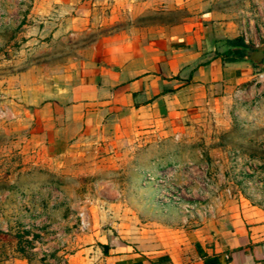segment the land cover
I'll return each instance as SVG.
<instances>
[{"label": "crops", "instance_id": "crops-1", "mask_svg": "<svg viewBox=\"0 0 264 264\" xmlns=\"http://www.w3.org/2000/svg\"><path fill=\"white\" fill-rule=\"evenodd\" d=\"M51 2L69 14L45 20L44 29L57 26L55 35L62 21L76 42L97 22L120 29L81 46L56 70L24 74L20 102L54 161L111 171L121 144L233 99L264 74V57L255 62L249 47L264 54V0ZM99 185L93 202L101 212L90 214V228L76 236L65 264H264V206L237 203L193 223L153 202L156 213L132 212L113 180Z\"/></svg>", "mask_w": 264, "mask_h": 264}, {"label": "rangeland", "instance_id": "rangeland-1", "mask_svg": "<svg viewBox=\"0 0 264 264\" xmlns=\"http://www.w3.org/2000/svg\"><path fill=\"white\" fill-rule=\"evenodd\" d=\"M58 11L51 0H0V264H64L90 214L101 212L93 200L107 178L142 214L156 213L153 202L199 223L237 203L264 206V96L213 101L148 129L119 146L108 172L47 156L36 118L20 102L24 74L56 70L81 46L120 30L97 22L76 42L65 21L62 34L43 28L69 15Z\"/></svg>", "mask_w": 264, "mask_h": 264}, {"label": "built area", "instance_id": "built-area-1", "mask_svg": "<svg viewBox=\"0 0 264 264\" xmlns=\"http://www.w3.org/2000/svg\"><path fill=\"white\" fill-rule=\"evenodd\" d=\"M263 93H264V74L261 73V74L256 76L255 81L252 85V88L241 89L235 95L234 99H236L240 102H244V101L251 100L252 98H250V97H252L254 95H257L259 98H261L263 96ZM148 178H151V175H149ZM188 210H189V207L186 206L184 208L185 214H188V212H189Z\"/></svg>", "mask_w": 264, "mask_h": 264}, {"label": "water", "instance_id": "water-1", "mask_svg": "<svg viewBox=\"0 0 264 264\" xmlns=\"http://www.w3.org/2000/svg\"><path fill=\"white\" fill-rule=\"evenodd\" d=\"M262 46L264 47V44ZM249 47L254 49L253 60L255 62H260L264 57L263 49L259 47H253V46H249Z\"/></svg>", "mask_w": 264, "mask_h": 264}]
</instances>
